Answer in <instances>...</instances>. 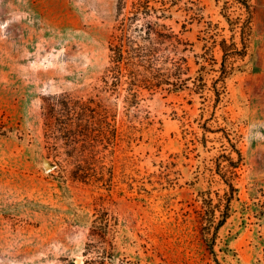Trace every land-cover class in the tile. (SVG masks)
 I'll use <instances>...</instances> for the list:
<instances>
[{
	"label": "rangeland",
	"instance_id": "rangeland-1",
	"mask_svg": "<svg viewBox=\"0 0 264 264\" xmlns=\"http://www.w3.org/2000/svg\"><path fill=\"white\" fill-rule=\"evenodd\" d=\"M199 1L205 19L230 37L224 0ZM117 2L0 0V264H264V0H251L248 48L229 61L234 66L217 106L188 90L143 93L149 119L131 146L117 151L110 189L61 178L46 167L52 161L43 135L44 98L86 93L99 82ZM173 13L171 23L180 30L185 13ZM182 36L202 52L204 22L188 23ZM235 36L240 41L241 31ZM215 51L219 68L223 53L218 46ZM186 55L197 68L193 52ZM118 119L129 120L123 95ZM232 148L244 159L230 177L238 194L215 257L196 216L200 191L216 196L227 187L217 164ZM101 205L118 218L107 236L92 232Z\"/></svg>",
	"mask_w": 264,
	"mask_h": 264
},
{
	"label": "trees",
	"instance_id": "trees-1",
	"mask_svg": "<svg viewBox=\"0 0 264 264\" xmlns=\"http://www.w3.org/2000/svg\"><path fill=\"white\" fill-rule=\"evenodd\" d=\"M232 7L243 12L231 16ZM175 9L184 11L186 16L180 30L171 23ZM221 14L228 21L230 37L219 32L222 28L218 22L205 19L204 5L199 0H118L108 44L109 62L99 82L86 93L66 90L44 98L43 135L54 174L110 189L116 176L117 151L130 147L138 138L140 124L149 119V111L142 106L146 91L153 94L188 90L204 104L212 98L217 106L226 93L229 67L234 66H229V61L244 56L248 48L251 0H224ZM194 20L204 22L206 36L213 38L209 44L207 37H203L206 42L202 52H196L193 42L182 36L188 23ZM238 30L240 41L235 36ZM217 46L223 53L219 68ZM187 51L193 52L197 68L193 69ZM212 72L214 75L207 77ZM122 95L129 117L127 123L118 119V100ZM214 116L218 118L215 111ZM127 158H120L122 167ZM219 158L218 170L227 187L223 193L215 192L216 196L211 189L200 191L201 208L196 216L202 237L214 255L219 231L230 217L232 201L238 194V187L230 177L237 174L244 156L240 149L232 148L224 150ZM223 161L227 163L225 168ZM117 224L118 218L107 207L96 208L93 233L107 236Z\"/></svg>",
	"mask_w": 264,
	"mask_h": 264
},
{
	"label": "water",
	"instance_id": "water-1",
	"mask_svg": "<svg viewBox=\"0 0 264 264\" xmlns=\"http://www.w3.org/2000/svg\"><path fill=\"white\" fill-rule=\"evenodd\" d=\"M45 165H46V167L49 168V169L54 168V165H53L50 161H46V162H45ZM77 262H79V259H77Z\"/></svg>",
	"mask_w": 264,
	"mask_h": 264
}]
</instances>
